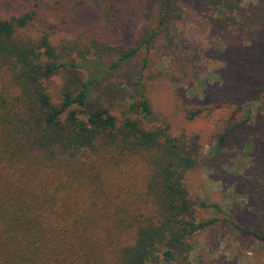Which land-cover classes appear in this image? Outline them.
<instances>
[{
  "label": "trees",
  "instance_id": "trees-1",
  "mask_svg": "<svg viewBox=\"0 0 264 264\" xmlns=\"http://www.w3.org/2000/svg\"><path fill=\"white\" fill-rule=\"evenodd\" d=\"M71 1L76 11L89 2ZM158 1V26L134 47L109 38L123 35L128 16L121 0H102L98 26L69 39L23 35L34 11L0 15V264H97L109 247L117 264H190L193 236L219 223L201 219L199 207L220 209L192 200L186 177L232 164L228 155L208 157L199 135L171 132L153 110V78L141 73L134 81L100 83L142 48L141 68L148 69L152 42L171 18L181 19L173 10L177 0ZM202 3L219 11L213 25L241 26L234 14L244 16L242 0ZM260 3L246 20L251 34L264 31ZM56 78L58 103L47 89ZM183 112L192 120L207 110ZM243 128L234 123L217 135L218 147ZM124 175L137 184L122 183Z\"/></svg>",
  "mask_w": 264,
  "mask_h": 264
},
{
  "label": "rangeland",
  "instance_id": "rangeland-1",
  "mask_svg": "<svg viewBox=\"0 0 264 264\" xmlns=\"http://www.w3.org/2000/svg\"><path fill=\"white\" fill-rule=\"evenodd\" d=\"M101 2L89 0L76 11L71 0H0V15L34 11L33 24L22 31L23 35L47 33L53 40L69 39L98 26ZM261 4L260 0H242L244 16L234 14L241 26L223 28L210 20L219 11L203 5L202 0H177L173 10L181 19L171 18L166 33L152 42L148 69L141 68L142 48L136 60L127 61L119 73L100 81L101 85L113 80L134 81L141 73L153 78L148 84L152 107L155 114L168 119L171 132L199 135L204 155L226 154L232 162L218 170L187 174L192 200L220 209L218 213L212 207L198 208L201 219L217 218L219 223L193 236L190 264H264V241L255 237L264 235V31L251 34L250 20L246 22L251 10ZM120 5L128 16L122 22L123 35L115 31L109 38L113 45L137 46L158 26L159 1L121 0ZM47 89L58 103L59 79ZM191 107H204L207 112L189 120L183 111ZM234 123H244V128L218 147L216 136L225 134ZM135 172L141 174L138 168ZM108 176L110 183L118 181L115 173ZM126 177L120 181L137 184L138 180ZM123 197L121 194L120 199ZM109 249L97 264H117L114 248Z\"/></svg>",
  "mask_w": 264,
  "mask_h": 264
}]
</instances>
